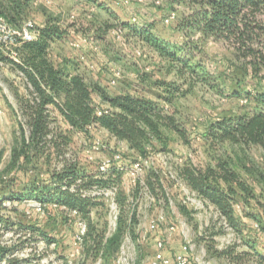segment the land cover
<instances>
[{"label":"rangeland","instance_id":"rangeland-1","mask_svg":"<svg viewBox=\"0 0 264 264\" xmlns=\"http://www.w3.org/2000/svg\"><path fill=\"white\" fill-rule=\"evenodd\" d=\"M191 13L184 4L168 0H34L27 20L40 27L49 18L58 19L67 30L49 50L56 65L73 62L89 85L97 84L109 95L129 92L151 99L176 119L185 139L163 129L162 141H154L138 154L102 129L92 128L88 136L69 132L72 140L64 157L76 160L82 170L93 174L103 163L118 166L128 195L126 216L134 214L133 226L124 231L118 250L106 254L90 237L77 242L79 223L85 220L67 209L40 206L33 199L4 200L2 214L22 225L35 223L55 239L47 244L28 231L14 228L7 232L3 240L9 245L32 238L16 251L20 264H112L120 255L127 264H151L158 241L171 264L184 246L188 264H258L255 251L263 252L264 246V147L216 143L205 134L217 120L249 110L251 101L246 95L263 80L264 69L256 76L249 59L231 44L201 33L187 34L180 23ZM258 19L264 23V13ZM146 30L178 57L191 50L189 67L150 43L143 35ZM185 43L191 46L184 48ZM15 51L17 55L12 57L8 50L0 49V196L13 190L22 192V183L29 186L61 165V158L52 152L49 163L41 160L36 170L8 168L18 130L14 111L20 114L19 97L28 93L24 75L12 63L20 61ZM95 99L100 103L98 95ZM57 117V124L67 132L68 125ZM222 162L251 190L252 196L246 200L235 187L234 211L243 223L242 232L230 226L180 175L185 165L206 168ZM148 169L159 175L162 187L147 188ZM138 179L141 187L136 192ZM11 180H15L13 185ZM106 191L115 194V189ZM113 194L102 196L104 206L91 214L98 229L106 227V237L114 233L120 214ZM151 225L155 226L152 230ZM247 239L255 242L256 250Z\"/></svg>","mask_w":264,"mask_h":264},{"label":"trees","instance_id":"trees-1","mask_svg":"<svg viewBox=\"0 0 264 264\" xmlns=\"http://www.w3.org/2000/svg\"><path fill=\"white\" fill-rule=\"evenodd\" d=\"M168 1L182 3L192 9V13L180 23L187 34L201 33L205 38L231 44L244 59H249L256 76L264 69V23L258 19V14L264 13V0ZM33 3L34 0H0V18L13 27H20L29 18ZM36 28L39 30L38 38L22 42L17 48L20 61L12 62L24 75L28 93L19 97L20 114L14 111L18 118V130L8 168L15 171L36 170L41 160L49 163L52 152L61 158V165L57 169H49L46 177L35 180L29 186L22 183V192L13 190L0 196V264H20L16 251L32 239L29 237L18 245L5 243L3 237L14 228L28 231L30 236L39 235L47 244L55 242L37 224L22 225L2 214L1 210L6 208L4 200L21 202L33 199L44 206L55 205L75 211L87 224L86 237H90L97 249L106 254L118 250L124 231L133 226L134 214L131 213L129 218L126 216L128 195L118 166L112 164L105 173L97 171L92 174L82 170L76 160L64 157L72 140L69 132L88 136L92 128L102 129L117 141L127 143L129 149L138 154H143L154 141L161 142L163 129L185 139V132L176 119L167 115L163 107L151 99L129 92L109 95L99 85H89L73 62L64 61L56 65L49 57V50L56 40L67 35V30L60 26L58 19L49 18ZM143 35L174 61L189 67L193 58L191 50L182 52L178 57L175 52L170 53V49H166L149 30L143 31ZM188 46L191 45L185 43L184 48ZM95 95L100 97V103ZM246 97L251 101L246 113L217 120L210 125L205 137L216 143L264 147V78ZM58 115L68 125L67 132L57 124ZM180 175L187 186L212 204L230 226L242 232L243 223L234 211L238 197L235 187L242 191L244 199L252 194L237 172L222 162L206 168L185 165L180 169ZM11 181L10 185H13L15 180ZM144 184L151 191L156 184L162 187L159 175L151 169L146 171ZM93 186L103 190L115 189L114 201L120 214L110 237L105 235V226L98 229L91 219L92 212L104 206L100 201L102 196L84 194ZM140 187L138 179L134 190L138 192ZM246 216L256 219L252 213H246ZM261 231L264 233L263 225ZM246 242L256 250L254 241L247 239ZM262 250L255 251L258 264H264V246ZM215 253L221 255L223 251Z\"/></svg>","mask_w":264,"mask_h":264},{"label":"built area","instance_id":"built-area-1","mask_svg":"<svg viewBox=\"0 0 264 264\" xmlns=\"http://www.w3.org/2000/svg\"><path fill=\"white\" fill-rule=\"evenodd\" d=\"M39 36V30L36 28V25L30 21L26 20L20 27H13L9 25L4 18H0V49L8 50L12 57L17 55L16 49L22 44L24 41H32L37 39ZM115 159H119V157H115ZM113 163L107 162L103 163L99 167L100 173L107 172L108 168ZM108 193L113 194L111 191H106L100 188H95L94 191L85 192L86 195L92 196H108ZM115 195V194H113ZM114 199V197H113ZM115 202V201H114ZM41 206V203H39ZM72 214L77 215L75 211H70ZM155 226L151 225L150 229H154ZM174 228L172 227L171 230ZM87 233V224L85 222L79 223L78 232L76 235L77 242H81ZM187 247L184 246L182 251L177 254L173 261L174 264H188V254H187ZM172 261L165 257L163 252V244L161 241L156 243V252L154 254L153 260L151 264H171ZM112 264H127L126 257L122 255L115 258Z\"/></svg>","mask_w":264,"mask_h":264}]
</instances>
